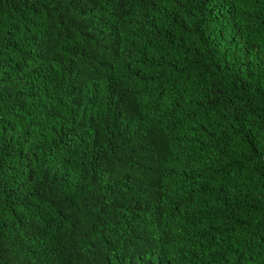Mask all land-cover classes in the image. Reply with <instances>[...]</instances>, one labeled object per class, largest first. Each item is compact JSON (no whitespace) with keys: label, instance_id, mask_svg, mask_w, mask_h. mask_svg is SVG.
Wrapping results in <instances>:
<instances>
[{"label":"trees","instance_id":"trees-1","mask_svg":"<svg viewBox=\"0 0 264 264\" xmlns=\"http://www.w3.org/2000/svg\"><path fill=\"white\" fill-rule=\"evenodd\" d=\"M0 264H264V0H0Z\"/></svg>","mask_w":264,"mask_h":264}]
</instances>
